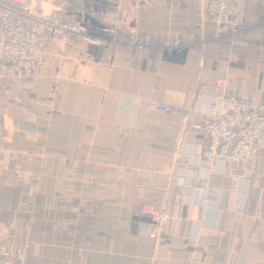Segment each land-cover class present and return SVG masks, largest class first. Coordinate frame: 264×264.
<instances>
[{
	"label": "crops",
	"instance_id": "1",
	"mask_svg": "<svg viewBox=\"0 0 264 264\" xmlns=\"http://www.w3.org/2000/svg\"><path fill=\"white\" fill-rule=\"evenodd\" d=\"M206 1L50 3L91 34L119 19L125 32L182 46L136 60L49 41L36 78L0 84V243L26 248V264H264V152L235 213L234 167L208 166L196 129L209 106L201 85L222 79L227 95L264 105V0L246 4L248 38L219 42ZM141 97L179 100L188 112L148 110ZM148 206L170 218L155 239L136 234Z\"/></svg>",
	"mask_w": 264,
	"mask_h": 264
},
{
	"label": "built area",
	"instance_id": "2",
	"mask_svg": "<svg viewBox=\"0 0 264 264\" xmlns=\"http://www.w3.org/2000/svg\"><path fill=\"white\" fill-rule=\"evenodd\" d=\"M53 0H0V84L5 81H30L39 75L44 61V48L49 41L65 43H85L111 53H124L134 59L142 58L147 49L172 50L182 46L174 37L153 38L135 31L123 30V21L115 19L104 25L96 33H88L77 20L65 19L58 8H51ZM138 5L142 0H127ZM251 0H207L205 12L212 24L211 40L239 36L248 38L249 29L244 24L246 4ZM264 26L263 21L259 24ZM195 43L188 38V46ZM114 63V57L110 64ZM198 94L209 98L205 116L196 129L203 132L207 146L201 157L211 166L222 162L234 167L230 174L232 193L236 207L241 213L249 189L248 169L252 160L264 152V105L251 97H234L226 93L222 79L210 85H201ZM139 103L148 110L163 113L188 112L179 100L141 97ZM185 171L180 170L181 184ZM201 199L202 206L207 204ZM194 198L188 199L193 206ZM140 213L150 221L148 225L138 226L136 234L140 238L155 239L160 225L170 220L152 207H143ZM26 248H8L0 243V264H26Z\"/></svg>",
	"mask_w": 264,
	"mask_h": 264
}]
</instances>
